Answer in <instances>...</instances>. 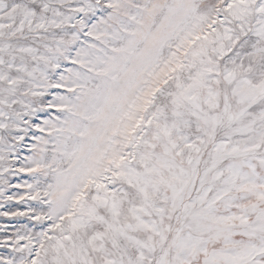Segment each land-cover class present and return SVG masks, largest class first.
Wrapping results in <instances>:
<instances>
[{"label": "snow or ice", "instance_id": "snow-or-ice-1", "mask_svg": "<svg viewBox=\"0 0 264 264\" xmlns=\"http://www.w3.org/2000/svg\"><path fill=\"white\" fill-rule=\"evenodd\" d=\"M0 264H264V0H0Z\"/></svg>", "mask_w": 264, "mask_h": 264}]
</instances>
